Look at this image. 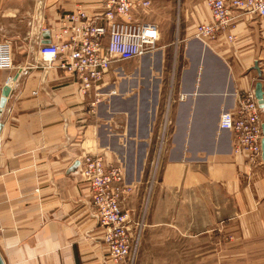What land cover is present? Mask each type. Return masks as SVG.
Segmentation results:
<instances>
[{
  "label": "crops",
  "instance_id": "crops-1",
  "mask_svg": "<svg viewBox=\"0 0 264 264\" xmlns=\"http://www.w3.org/2000/svg\"><path fill=\"white\" fill-rule=\"evenodd\" d=\"M148 1L132 19L159 27L155 65L148 56L149 65L137 66L135 81L123 85H113V69L84 93L76 76L40 66L38 51L56 41L64 15L81 8L93 16L101 0H0V43L10 46L12 58V68L0 70V101L3 89L12 88L0 116L5 264H130L115 263L101 240L91 189L81 178L83 158L129 162V182L138 184L147 157L137 166V154L159 152L165 121L169 140L155 206L173 194L168 217L189 216L185 233L201 239L198 264L209 263L202 238L211 233L216 264H264V152L256 165L246 154L235 155L232 134L219 127L241 94H255L259 81L264 91V24L244 15L234 42L204 45L195 34L213 20L206 0ZM144 74L155 100L142 95ZM138 199L135 194L127 208L139 210Z\"/></svg>",
  "mask_w": 264,
  "mask_h": 264
},
{
  "label": "built area",
  "instance_id": "built-area-1",
  "mask_svg": "<svg viewBox=\"0 0 264 264\" xmlns=\"http://www.w3.org/2000/svg\"><path fill=\"white\" fill-rule=\"evenodd\" d=\"M206 3L213 20L200 24L195 34L204 45L223 38L234 42L232 32L244 15L255 16L264 24V0H206ZM100 6V12L93 16L81 8L64 15L56 41L41 44L38 51L40 66L57 67L76 76L84 93L97 89L113 69L115 74L125 75L119 73L118 66L155 54L160 40L156 24H140L132 19L133 12L148 9L150 1L101 0ZM10 68V46L0 43V70ZM263 124L264 109L250 91L239 96L234 111L222 114L220 130L232 134L235 155L246 154L250 163L256 165L262 155ZM164 131L159 139L160 148L165 144ZM81 178L90 186L92 206L103 233L101 240L110 258L115 263L134 264L146 228L145 211L127 208L137 184L128 181L125 164L108 161L101 155H86Z\"/></svg>",
  "mask_w": 264,
  "mask_h": 264
},
{
  "label": "rangeland",
  "instance_id": "rangeland-1",
  "mask_svg": "<svg viewBox=\"0 0 264 264\" xmlns=\"http://www.w3.org/2000/svg\"><path fill=\"white\" fill-rule=\"evenodd\" d=\"M153 55H154L153 64L155 65V54ZM148 59H149L148 56H145L141 59H137L125 63V68H126L125 71L127 73L122 69H119L120 70L119 73H124L125 75L120 76L119 74H117L116 76L117 78L115 77L114 79H112L114 81L113 85L114 84L117 85L118 83H121V85H123L127 81L134 82L135 74H133L132 71H134L137 66H143V67L148 66L150 63L148 62ZM118 68H120V66H118ZM144 76H145L144 83L146 85L143 87L142 90L143 94L142 93L141 94L145 98L147 97L148 94H150V96H152L155 100V96L153 93L155 88L154 89L152 88V91H149L150 90V88L148 87L149 84L146 83L147 81H149L148 74H144ZM151 80H154V84H155V74ZM113 94H115V92ZM115 107L118 109V111H121V109H124L125 106L116 105ZM130 113H134V111ZM165 126L166 128L164 131L163 129ZM169 128L170 125L166 121L164 122V125L161 126L160 128L161 134L163 131L165 133L164 136L165 144L169 140L168 139ZM157 154H155V152L149 153L146 156L145 154L142 155L137 154V160H138L137 166H139L140 163H142L144 157H147L144 165L145 171L141 179L143 181L137 184L136 192L130 197L128 201L130 202L131 198L135 194L137 196L139 195L138 207L140 212H142L143 210L145 211L143 212V214L145 218L146 228L141 242L142 249L140 250V254L138 253L134 264H198V257L201 255L199 249V243L201 239H199V237L191 239L188 237L187 233H185L184 226H187L189 222V216L185 220L183 216L176 217L177 218L176 221L173 219L174 217H168L169 206L167 199L168 197L172 198L173 194L170 195L164 194L163 206H159V207L155 206V196H156L155 194L157 193L156 191L159 188L158 184L160 178V171H161L163 158L165 157V150L163 144L161 148L159 147V152ZM129 159H130L129 161H131V157ZM126 161H128V159ZM123 163L125 162H122V164ZM128 163L129 162L125 164H127L128 166ZM128 177L127 179L129 181ZM181 204L182 207L184 208V203ZM189 210L190 207L188 208V211ZM135 212H138V209L137 210L135 209ZM181 212L183 211L181 210ZM168 220H171L172 224L175 223L177 227H173V226L170 227L168 225ZM155 221L157 225H155ZM213 241H215L214 233L208 234L205 238H202V245L207 246V249L202 250V252L204 251L207 252L208 258L206 261H209L208 264H216L215 250L211 249L214 248V245L212 243Z\"/></svg>",
  "mask_w": 264,
  "mask_h": 264
},
{
  "label": "water",
  "instance_id": "water-1",
  "mask_svg": "<svg viewBox=\"0 0 264 264\" xmlns=\"http://www.w3.org/2000/svg\"><path fill=\"white\" fill-rule=\"evenodd\" d=\"M255 70L258 72V75L260 77H262L263 73L262 71L258 68V65L257 67H255ZM11 91H12V88L10 85H7L4 89H3V92H2V98H1V101H0V116H1V113L3 112L5 106H6V103H7V100L11 94ZM255 97L256 99L259 101V104L261 105V108L264 109V91H263V84L261 81H259L256 85V88H255ZM2 128H3V125L2 123H0V134H1V131H2ZM263 129V135H264V125L262 127ZM262 151L264 152V138H263V141H262ZM0 264H5V261L0 253Z\"/></svg>",
  "mask_w": 264,
  "mask_h": 264
},
{
  "label": "bare ground",
  "instance_id": "bare-ground-1",
  "mask_svg": "<svg viewBox=\"0 0 264 264\" xmlns=\"http://www.w3.org/2000/svg\"><path fill=\"white\" fill-rule=\"evenodd\" d=\"M140 59H141V58H140ZM152 66H154V64H153ZM154 69H155V67H154ZM154 69H153V70H154ZM219 127H220V126H219Z\"/></svg>",
  "mask_w": 264,
  "mask_h": 264
}]
</instances>
